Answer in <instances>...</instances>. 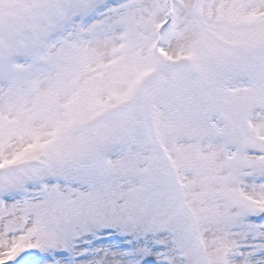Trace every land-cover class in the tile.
Returning <instances> with one entry per match:
<instances>
[{"label":"snow or ice","instance_id":"snow-or-ice-1","mask_svg":"<svg viewBox=\"0 0 264 264\" xmlns=\"http://www.w3.org/2000/svg\"><path fill=\"white\" fill-rule=\"evenodd\" d=\"M0 264H264V0H0Z\"/></svg>","mask_w":264,"mask_h":264}]
</instances>
